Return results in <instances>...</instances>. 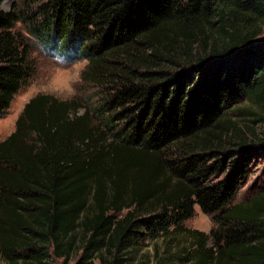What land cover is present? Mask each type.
Here are the masks:
<instances>
[{
	"label": "trees",
	"instance_id": "1",
	"mask_svg": "<svg viewBox=\"0 0 264 264\" xmlns=\"http://www.w3.org/2000/svg\"><path fill=\"white\" fill-rule=\"evenodd\" d=\"M18 21L111 87L91 108L34 94L0 140L6 264H130L156 237L158 264H264V184L233 203L253 165L264 173V0L0 9V117L34 70ZM194 204L215 222L208 234L182 228Z\"/></svg>",
	"mask_w": 264,
	"mask_h": 264
},
{
	"label": "rangeland",
	"instance_id": "2",
	"mask_svg": "<svg viewBox=\"0 0 264 264\" xmlns=\"http://www.w3.org/2000/svg\"><path fill=\"white\" fill-rule=\"evenodd\" d=\"M46 0H1L0 9L8 11L11 8L14 9L20 15H30V13L41 5ZM26 26L21 22H17L13 26V31L18 32L28 39L29 44V58L32 61L34 70L32 75L28 79L26 85L22 86L13 96L12 101L9 104L6 112L0 117V140L5 138L14 128V122L19 115L23 104L34 94L42 91L44 84L49 77L56 70V66H67L76 59H67L61 53L54 50L43 48L36 40L25 32ZM258 40L264 39V27L262 33L258 36ZM110 84L102 82L95 83L91 79H83L82 84L78 88V94L74 101L81 104L86 108H91L102 95L109 90ZM244 105H247L245 103ZM78 109H81L79 107ZM82 113V112H81ZM233 116L239 118L237 112L231 109L230 112ZM243 116V115H241ZM263 161L257 165H253L251 172L249 173L245 183L239 188L233 200L234 202H240L247 199L252 195L259 187L264 184V173L262 172ZM207 217H211L209 214L201 212L199 207L193 205V214L190 218L182 223V228L197 229L205 234L209 233ZM173 239L179 241V245L188 244L187 235L181 230L173 232ZM209 241L207 245H209ZM166 241L164 237H156L154 240H145L139 250L136 252L135 258L130 264H137L138 261L148 258L147 264H158L161 261L166 260ZM172 246V245H171ZM169 246V247H171ZM156 247V251H155ZM177 248V247H174ZM169 250V249H168ZM172 252V251H170ZM174 259V258H173ZM176 261V260H175ZM74 257H72L66 264H73ZM0 264H6L0 258ZM53 264H63L60 259L53 260ZM91 264H100L97 259H94Z\"/></svg>",
	"mask_w": 264,
	"mask_h": 264
},
{
	"label": "clouds",
	"instance_id": "3",
	"mask_svg": "<svg viewBox=\"0 0 264 264\" xmlns=\"http://www.w3.org/2000/svg\"><path fill=\"white\" fill-rule=\"evenodd\" d=\"M89 67V61L86 58L73 60L67 66L57 65L56 70L44 84L42 91L37 94L51 96L61 103H72L77 97L78 88L83 82L84 73ZM83 111H86V109H78L76 115L81 114ZM70 118H73L71 114ZM207 224L209 232L216 227L211 217H207Z\"/></svg>",
	"mask_w": 264,
	"mask_h": 264
}]
</instances>
